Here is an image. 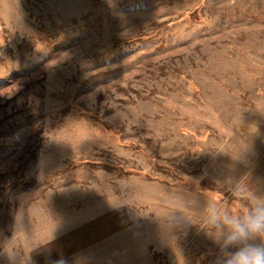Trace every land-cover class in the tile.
<instances>
[{
	"label": "rangeland",
	"instance_id": "1",
	"mask_svg": "<svg viewBox=\"0 0 264 264\" xmlns=\"http://www.w3.org/2000/svg\"><path fill=\"white\" fill-rule=\"evenodd\" d=\"M258 200L264 0H0V264H219Z\"/></svg>",
	"mask_w": 264,
	"mask_h": 264
},
{
	"label": "clouds",
	"instance_id": "2",
	"mask_svg": "<svg viewBox=\"0 0 264 264\" xmlns=\"http://www.w3.org/2000/svg\"><path fill=\"white\" fill-rule=\"evenodd\" d=\"M208 223L222 232L227 230L219 264H264V244L252 242L264 237V200H258L244 215L212 209Z\"/></svg>",
	"mask_w": 264,
	"mask_h": 264
},
{
	"label": "trees",
	"instance_id": "3",
	"mask_svg": "<svg viewBox=\"0 0 264 264\" xmlns=\"http://www.w3.org/2000/svg\"><path fill=\"white\" fill-rule=\"evenodd\" d=\"M190 16H193V12L190 13ZM89 117L93 121H95L96 123H99L100 125L104 126L105 128H108V126L105 124V122L99 116H97L96 114L90 113ZM131 170L133 171V169H131ZM134 171L139 172L140 174H142L145 177H148V175L146 173H143V172L137 171V170H134Z\"/></svg>",
	"mask_w": 264,
	"mask_h": 264
}]
</instances>
